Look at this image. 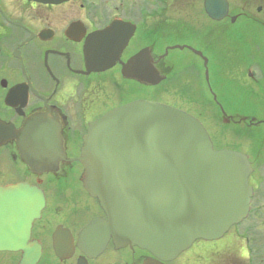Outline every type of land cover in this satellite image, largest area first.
<instances>
[{
    "label": "flooded vegetation",
    "instance_id": "1",
    "mask_svg": "<svg viewBox=\"0 0 264 264\" xmlns=\"http://www.w3.org/2000/svg\"><path fill=\"white\" fill-rule=\"evenodd\" d=\"M228 1L229 17L213 21L205 12L204 0H67L58 4L0 0V125L20 130L30 118L45 115L55 121L63 139L65 160L48 173L32 172L15 140L0 143V187L28 184L41 189L46 198L41 218L31 230L30 243L41 253L37 264H144L155 259L138 247L117 249L113 241L95 260L85 259L77 247L84 228L95 218L106 217L85 190L84 168L78 159L89 128L110 111L138 101L164 104L201 121L215 150L242 152L238 146H217L220 134L209 132L202 120V112L211 106V75H226L221 61L214 64L222 52L216 43L240 19L260 24L242 6L234 7L232 13ZM113 27L117 30L104 40L103 34ZM255 67L264 76L263 64L240 63L236 69L252 75ZM148 79L161 82L148 85ZM212 101L229 127L234 126L229 123L234 118L249 127H264V117L239 113L243 108L237 100L232 116L224 114L216 96ZM255 132L258 141L249 153L254 188L251 214L255 200H264V129ZM231 237L219 243H198L182 264H200L202 257L211 255L219 264H264L259 244L247 238V245L236 253L239 237ZM216 244L222 248L212 249ZM6 254L13 257L7 264H20L24 255Z\"/></svg>",
    "mask_w": 264,
    "mask_h": 264
},
{
    "label": "water",
    "instance_id": "2",
    "mask_svg": "<svg viewBox=\"0 0 264 264\" xmlns=\"http://www.w3.org/2000/svg\"><path fill=\"white\" fill-rule=\"evenodd\" d=\"M204 9L213 21L229 16L227 0H205ZM54 122L36 115L20 130L0 125V143L15 140L32 172H51L65 160L61 129ZM78 162L85 190L106 215L80 234L77 247L88 260L97 259L112 240L117 249L138 247L155 257L144 264L172 262L199 240H221L250 212L254 189L248 155L215 150L199 120L163 104L138 101L104 115L85 135ZM45 205L39 188L0 187V252L22 251L20 264H37L39 247L30 243L31 230Z\"/></svg>",
    "mask_w": 264,
    "mask_h": 264
},
{
    "label": "rangeland",
    "instance_id": "3",
    "mask_svg": "<svg viewBox=\"0 0 264 264\" xmlns=\"http://www.w3.org/2000/svg\"><path fill=\"white\" fill-rule=\"evenodd\" d=\"M230 1L232 2V13L236 12L234 7L238 6L240 8L242 6V9H246L254 18L258 19L260 24L242 19L234 27L230 28L231 33H227L226 36L216 43L217 46L221 47L220 50L222 52L218 53L214 58V64L221 61L224 64L226 75H211L212 94L214 100L216 96L220 104L222 103L226 111L224 114L227 116L233 115V104L237 100L239 106L243 108L239 113H248V116H255L256 118L264 117V76L259 74L258 67L254 68L252 75L244 74L236 69L240 63L254 62L264 65V0ZM259 8H261L260 12H258ZM212 69L217 73L218 68L213 65ZM224 70L222 69V72ZM213 96L208 101L211 106L208 109L205 108V111L202 112V120L206 121L205 125L209 132L220 134L217 146L219 143L226 146H238L242 152L249 154L252 151V142L258 141L259 133L257 134L255 131L264 129V127L260 125L249 127L241 120L232 119L229 120V123L234 126L229 128V125L222 120L221 114L216 111L212 101ZM206 98L208 99V96ZM255 207L254 214L250 215L238 229H234L228 234V239L232 238L230 235H238L239 237V240L235 243L236 253L237 251L240 252L242 246L247 245L245 241L247 238L253 241V244H259L258 249L264 250V213L261 212L264 211V200L257 198ZM250 246L252 247V244ZM219 248H222V244H216L212 249L218 250ZM194 251L182 254L175 264H182ZM238 254L240 256V253ZM234 255L232 254V260ZM12 258L9 254H0V264H7ZM200 264H219V262L211 255L210 257H202Z\"/></svg>",
    "mask_w": 264,
    "mask_h": 264
},
{
    "label": "bare ground",
    "instance_id": "4",
    "mask_svg": "<svg viewBox=\"0 0 264 264\" xmlns=\"http://www.w3.org/2000/svg\"><path fill=\"white\" fill-rule=\"evenodd\" d=\"M261 25H262V24H261ZM0 124H1V125H3V123H1V122H0ZM229 128H230V127H229ZM235 129L238 131V129H237V128H235ZM240 131H241V130H240ZM226 134H227V133H226Z\"/></svg>",
    "mask_w": 264,
    "mask_h": 264
}]
</instances>
